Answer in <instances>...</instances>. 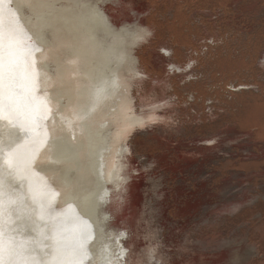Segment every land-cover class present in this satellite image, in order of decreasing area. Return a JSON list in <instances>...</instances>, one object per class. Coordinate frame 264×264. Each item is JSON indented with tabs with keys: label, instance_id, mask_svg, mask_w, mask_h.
Segmentation results:
<instances>
[{
	"label": "rangeland",
	"instance_id": "rangeland-1",
	"mask_svg": "<svg viewBox=\"0 0 264 264\" xmlns=\"http://www.w3.org/2000/svg\"><path fill=\"white\" fill-rule=\"evenodd\" d=\"M102 1L115 27L149 35L129 81L144 124L121 145L126 214L95 264H264V0ZM23 9L15 28L35 58Z\"/></svg>",
	"mask_w": 264,
	"mask_h": 264
},
{
	"label": "bare ground",
	"instance_id": "bare-ground-1",
	"mask_svg": "<svg viewBox=\"0 0 264 264\" xmlns=\"http://www.w3.org/2000/svg\"><path fill=\"white\" fill-rule=\"evenodd\" d=\"M11 1L13 27L22 19L23 8L36 21L29 35L39 44L34 60L43 59L39 80L43 78V89L51 97L46 119L50 137L31 161V174L38 177V171L59 192L53 204L60 210L53 218L56 222L64 217L74 221L70 233L62 232L68 242L81 232L86 221L78 219L77 213L96 227V235L88 227L84 257V264H95L106 248L113 224L126 214L131 170L121 145L135 127L144 123L134 115L129 81L139 71L133 52L146 39L147 31L136 23L115 27L99 7L102 0ZM58 50L60 54L56 55ZM9 139L8 132L0 131V142ZM31 174L26 178L27 185L34 182ZM69 203L76 209H69ZM13 207L16 216L3 214V221L25 224L29 220L27 211ZM52 236L58 238L57 234ZM49 262L57 264L55 255Z\"/></svg>",
	"mask_w": 264,
	"mask_h": 264
},
{
	"label": "snow or ice",
	"instance_id": "snow-or-ice-1",
	"mask_svg": "<svg viewBox=\"0 0 264 264\" xmlns=\"http://www.w3.org/2000/svg\"><path fill=\"white\" fill-rule=\"evenodd\" d=\"M22 45L19 30L11 23L6 28L0 17V131L10 134L7 143L0 142V218L5 188L19 183L24 191L9 192L10 210L12 206L23 207L34 230H40L47 224L41 225L35 217L51 218L55 213L45 191L28 194L26 178L31 173V161L47 140L44 121L51 109L38 95L39 72L33 52ZM18 130L25 135L20 136ZM5 236L0 226V264H48L53 255L57 264H84L88 251V234L84 231L73 235L71 242L63 233L54 239L50 229L38 231L39 239L27 243L16 241L11 235L6 242Z\"/></svg>",
	"mask_w": 264,
	"mask_h": 264
},
{
	"label": "water",
	"instance_id": "water-1",
	"mask_svg": "<svg viewBox=\"0 0 264 264\" xmlns=\"http://www.w3.org/2000/svg\"><path fill=\"white\" fill-rule=\"evenodd\" d=\"M4 5H6V3ZM7 7H12V1L7 3L6 8ZM48 122H49L48 120H46V122H44V128H45V131L47 133V141H48V138L50 137V135L48 136V132H49V129L47 127ZM18 131H19V134H21V135L25 134L22 130H18ZM37 173H38V177L34 176L33 174L30 173L32 175V177H34V179H32L34 182L31 185H29V184L27 185L28 186V192H30L29 187L33 191H35V190L45 191L50 198V206L54 210V212L56 213L57 212L56 210L59 211L60 209L57 207V205L53 204L54 203L53 200H57L56 197H57V194L59 192L56 190V188H54L52 186L53 183L50 182L49 179L44 180L45 176H43V175L41 176V174H39L38 171H37ZM23 191H24V189L21 187V185L19 183L12 185V187L10 189L8 187L5 188L4 204H3V209H2L3 214H6V216H14V217L16 216V212H15V209L13 206L11 207V210H10V205H9V201H8L9 192H13V193L18 194V193H21ZM29 195H32V194H29ZM68 207H69V209L75 208V206L72 203L71 204L69 203ZM15 208L20 209L22 207L21 206H15ZM75 211H77V210H75ZM60 212H62V211H60ZM77 214H78V216L76 215V217L78 219L83 218L82 220H84V221L86 220L85 222H82V226H81L80 231L85 232V230L87 229V231H88L87 233L89 235L90 228H88V227L91 226L93 233L96 235L97 229L93 225V223L90 222L89 219H87L86 217L81 215L80 212ZM17 215H19V214H17ZM57 218H62V216H58ZM0 219L2 220V221L0 220V226L3 227V230L6 233V236H5L6 242L8 240V235H11L16 241H23L25 243L27 241L28 242L29 241H36L39 239L38 231H41V232L48 231L49 227H50L49 229L51 230L52 235L62 233V232L70 233L69 232L70 228L74 229L73 228L74 225H72L74 223V221H72L71 219H66L65 217L63 219H61L60 222H56L55 218H53V217L48 218L45 216V217L41 218L40 216H36L35 219L39 220L41 225L47 224V228L42 227L40 230H34V226L31 224L30 220H27V222L25 224L16 225L14 223V221L7 223V222H5V219L3 221V217ZM68 220H70L71 223H69ZM53 222H55V223L53 224ZM26 225H28V226H26ZM56 231H58V232H56ZM36 232H37V234H36ZM44 243H49V241L45 240ZM37 250H39V249H37Z\"/></svg>",
	"mask_w": 264,
	"mask_h": 264
},
{
	"label": "flooded vegetation",
	"instance_id": "flooded-vegetation-1",
	"mask_svg": "<svg viewBox=\"0 0 264 264\" xmlns=\"http://www.w3.org/2000/svg\"><path fill=\"white\" fill-rule=\"evenodd\" d=\"M148 35H149V32L147 31V36H148ZM147 36H146V37H147ZM138 65H139V64H138ZM143 124H144V123H143ZM143 124H141L140 126H142Z\"/></svg>",
	"mask_w": 264,
	"mask_h": 264
}]
</instances>
